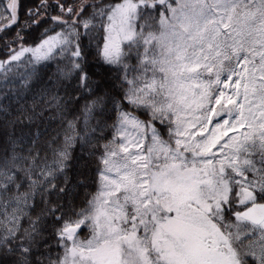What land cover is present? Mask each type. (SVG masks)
Wrapping results in <instances>:
<instances>
[{"label":"snow or ice","instance_id":"6c2138e0","mask_svg":"<svg viewBox=\"0 0 264 264\" xmlns=\"http://www.w3.org/2000/svg\"><path fill=\"white\" fill-rule=\"evenodd\" d=\"M21 7L0 13V264H264V0Z\"/></svg>","mask_w":264,"mask_h":264},{"label":"trees","instance_id":"16d2710c","mask_svg":"<svg viewBox=\"0 0 264 264\" xmlns=\"http://www.w3.org/2000/svg\"><path fill=\"white\" fill-rule=\"evenodd\" d=\"M19 2L22 5L21 11H20V21H21V24H24L25 19H26L25 15H24L25 9L27 7L33 6V4L37 2V0H19ZM7 3H8V0H0V13L4 12V7H5V5ZM17 27H19V26H17ZM17 27H14L11 30V32L9 33V35L15 34V32L17 30ZM39 31H40L39 29H33V31L31 33H29L28 35L30 37H32V38H35L39 34ZM0 47H2V44H0ZM0 58H3V53L2 52H0ZM53 67H54V65H53ZM105 131H106V134H109V138H111L110 137L111 130L110 129H106ZM76 151L79 152V148L78 147H77ZM89 191H94V189H89ZM81 198H83V194H82ZM85 231H87V230H85ZM83 235H84V233H83ZM53 251L55 252V249H53Z\"/></svg>","mask_w":264,"mask_h":264},{"label":"rangeland","instance_id":"374dc122","mask_svg":"<svg viewBox=\"0 0 264 264\" xmlns=\"http://www.w3.org/2000/svg\"><path fill=\"white\" fill-rule=\"evenodd\" d=\"M81 236H83V233L81 234Z\"/></svg>","mask_w":264,"mask_h":264}]
</instances>
